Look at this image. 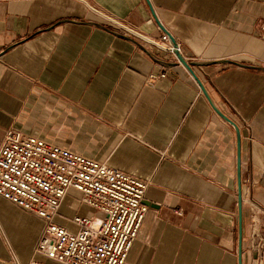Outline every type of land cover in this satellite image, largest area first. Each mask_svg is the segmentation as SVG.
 Masks as SVG:
<instances>
[{"label":"crops","instance_id":"obj_1","mask_svg":"<svg viewBox=\"0 0 264 264\" xmlns=\"http://www.w3.org/2000/svg\"><path fill=\"white\" fill-rule=\"evenodd\" d=\"M98 13L168 35L188 67ZM263 36L264 0H0V146L12 129L145 182L124 264H249L250 203L264 209ZM73 216L100 214L71 189L55 222L74 231ZM43 229L0 196V264H58L32 255Z\"/></svg>","mask_w":264,"mask_h":264},{"label":"built area","instance_id":"obj_2","mask_svg":"<svg viewBox=\"0 0 264 264\" xmlns=\"http://www.w3.org/2000/svg\"><path fill=\"white\" fill-rule=\"evenodd\" d=\"M99 15L111 29L142 41L151 52L186 62L180 45L168 35L156 38ZM164 78V73H149L146 82ZM146 186L104 163L12 129L6 130L0 146V196L43 220L32 255L58 264H124L148 209L143 203ZM71 189L80 194L81 203L100 214L97 221L67 218L74 231L55 222ZM250 210L249 264H264V209L251 202Z\"/></svg>","mask_w":264,"mask_h":264},{"label":"water","instance_id":"obj_3","mask_svg":"<svg viewBox=\"0 0 264 264\" xmlns=\"http://www.w3.org/2000/svg\"><path fill=\"white\" fill-rule=\"evenodd\" d=\"M178 61L182 66L188 67L186 62H184L181 58H178Z\"/></svg>","mask_w":264,"mask_h":264}]
</instances>
